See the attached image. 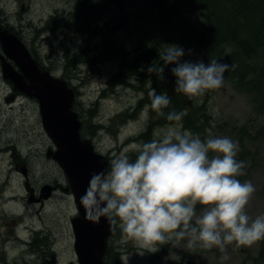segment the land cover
<instances>
[{"label":"rangeland","instance_id":"rangeland-1","mask_svg":"<svg viewBox=\"0 0 264 264\" xmlns=\"http://www.w3.org/2000/svg\"><path fill=\"white\" fill-rule=\"evenodd\" d=\"M114 1L104 21L116 29L113 38L130 55L148 47L162 53L164 45H179L185 50V60L207 63L211 59L196 45L194 33L189 34L188 28L200 30L202 14L197 10L186 8L182 20H159L147 11L145 0ZM75 4V0H0V21L23 42L41 69L73 89V110L82 123L80 134L91 140L95 151L110 161L121 154L134 160L137 146L145 143L140 136L148 126L152 124L150 140L165 126H157L155 116L151 117L145 102L148 86H140L134 79L113 84L119 58L103 55L99 64L92 61L102 50V41L90 37L75 20L68 22ZM65 49L70 58L77 56L72 65L64 57ZM189 50L191 55H187ZM102 92L105 96L98 100ZM198 101L204 102L211 115L210 126L199 136L202 140L228 137L238 143L236 159L246 165L245 175L238 179L251 181L256 189L246 212L251 219L264 215V139L256 136L264 126V114L253 110L250 99L234 90L226 75L223 87ZM92 108L95 116L89 120L87 111ZM90 125L101 128L91 136ZM49 149L56 150L43 130L37 101L14 92L0 72V264H78L70 224L78 216L76 205L71 191L66 190L61 168L46 158ZM45 186L51 189L50 197L42 204L30 201ZM28 230L39 233L38 238L47 244L42 249L44 257L40 250L29 253L15 240V236L29 238ZM120 239L117 225L108 239L106 264H264V240L236 250L229 245L221 253L216 248L190 250L186 241L157 245L159 250L150 252L132 241L122 245ZM223 255L229 258L222 260Z\"/></svg>","mask_w":264,"mask_h":264},{"label":"clouds","instance_id":"clouds-1","mask_svg":"<svg viewBox=\"0 0 264 264\" xmlns=\"http://www.w3.org/2000/svg\"><path fill=\"white\" fill-rule=\"evenodd\" d=\"M185 55L179 45H164L159 64L147 71L163 80L165 68L173 66L174 92L189 99L224 86L228 64L185 60ZM149 97L150 108L170 123L137 146L134 160L118 155L108 171L90 177L80 197L86 219L106 218L119 226L120 244L132 241L150 252L158 251L157 245L186 241L193 251L226 253L229 245L236 250L264 240V215L251 219L246 212L256 189L251 181L238 179L246 166L236 159L238 143L228 137L202 140L182 129L183 111L165 114L171 102L166 93L152 89Z\"/></svg>","mask_w":264,"mask_h":264},{"label":"trees","instance_id":"trees-1","mask_svg":"<svg viewBox=\"0 0 264 264\" xmlns=\"http://www.w3.org/2000/svg\"><path fill=\"white\" fill-rule=\"evenodd\" d=\"M75 11L70 13L69 21L75 20L90 37H99L102 50L92 60L99 64L103 55L107 59L119 58V71L113 77V84L122 85L134 79L140 86H148L149 91L155 89L158 94L166 93L170 104L164 109L165 114L175 110L185 113L181 120L185 130L200 135L210 126L211 115L206 113L204 102L199 104L198 97L189 99L183 94L174 92L175 77L171 67L165 68L164 79L149 74L147 69L154 63L159 64V52L148 47L130 55L125 48L113 38L116 29H112L104 17L114 0H75ZM118 3V1L116 0ZM147 11L159 20H182V11L193 8L202 14L200 30L188 28L195 36L196 45L211 59H216L230 66L225 73L234 90L245 94L253 105V110L264 114V0H145ZM69 24V23H68ZM117 27V26H116ZM9 29V28H8ZM67 63L70 58L65 49ZM130 55V56H129ZM162 64V62H160ZM131 86V85H130ZM110 90H113L112 88ZM105 96L102 95L98 100ZM151 104L150 97L145 98ZM97 105V103H96ZM151 117L155 116L157 126H166L170 122L157 115L151 109ZM89 120L95 116V110L87 111ZM101 128L97 125L87 127L90 135ZM152 124L140 137L144 142L150 141ZM257 138L264 139V126L256 132ZM82 137V136H81ZM110 253L107 247L104 262Z\"/></svg>","mask_w":264,"mask_h":264},{"label":"water","instance_id":"water-1","mask_svg":"<svg viewBox=\"0 0 264 264\" xmlns=\"http://www.w3.org/2000/svg\"><path fill=\"white\" fill-rule=\"evenodd\" d=\"M0 60L2 78L12 84L13 91L37 101L43 130L56 149H49L46 158L59 165L67 183L66 190L73 195L78 216L72 218L70 224L78 264H104L114 227L104 217L98 222L86 219L80 197L93 174L109 170V158L95 152L91 140L81 138L82 123L73 110V89L65 80L42 70L23 42L2 26ZM41 192L43 199L51 195L49 186L43 187Z\"/></svg>","mask_w":264,"mask_h":264},{"label":"flooded vegetation","instance_id":"flooded-vegetation-1","mask_svg":"<svg viewBox=\"0 0 264 264\" xmlns=\"http://www.w3.org/2000/svg\"><path fill=\"white\" fill-rule=\"evenodd\" d=\"M0 26H3L2 25V22L0 21ZM0 63H1V60H0ZM108 157V156H107ZM32 198V197H31ZM32 202H35V203H44L45 201L43 200V198L41 197V195L38 197V198H32ZM29 234H30V237L29 238H26V239H21L19 238L18 236H15V240L19 243H21L22 245L26 246L28 248V252L29 253H33L35 252L36 250H40L42 255L41 257H44L43 255V247H45L47 244L44 242L43 239H39L38 238V234L39 233H36L34 232V230H28ZM44 259V258H42Z\"/></svg>","mask_w":264,"mask_h":264},{"label":"bare ground","instance_id":"bare-ground-1","mask_svg":"<svg viewBox=\"0 0 264 264\" xmlns=\"http://www.w3.org/2000/svg\"><path fill=\"white\" fill-rule=\"evenodd\" d=\"M118 67V66H117Z\"/></svg>","mask_w":264,"mask_h":264}]
</instances>
